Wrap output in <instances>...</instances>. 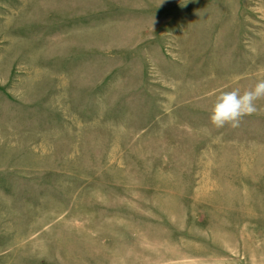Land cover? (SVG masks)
I'll return each mask as SVG.
<instances>
[{
    "label": "rangeland",
    "instance_id": "374dc122",
    "mask_svg": "<svg viewBox=\"0 0 264 264\" xmlns=\"http://www.w3.org/2000/svg\"><path fill=\"white\" fill-rule=\"evenodd\" d=\"M0 264H264V0H0Z\"/></svg>",
    "mask_w": 264,
    "mask_h": 264
}]
</instances>
